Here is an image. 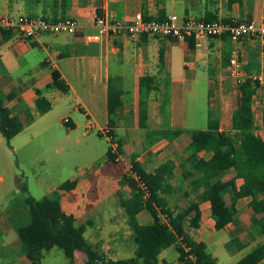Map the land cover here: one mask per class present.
Here are the masks:
<instances>
[{
  "label": "crops",
  "instance_id": "0c3cea01",
  "mask_svg": "<svg viewBox=\"0 0 264 264\" xmlns=\"http://www.w3.org/2000/svg\"><path fill=\"white\" fill-rule=\"evenodd\" d=\"M98 11L110 20L125 23L132 22L138 13L145 18L177 15L181 20L236 18L260 22L264 15V0H0V18L26 15L51 20L74 18L79 21V31L73 35H43L28 40L13 32L10 39H5L0 33V97L12 114L21 120L27 119V111L35 116L34 121L10 141V147L21 154V178L26 181L29 193L32 194V182L25 175L27 170L33 172L36 191L43 193L38 200L49 214L58 219L59 226L73 224L78 227L86 224L85 234L89 239L85 237L108 258L129 259L135 256L136 246L132 245L130 252H126L127 248L122 247L126 239L122 237V228L117 225L119 221L115 220L119 214L127 225L126 234L132 241V230L119 196V193L126 198L131 196L129 185L133 177L128 163L135 160L147 172L153 173L163 163L172 161L173 176L169 180L172 193L166 195L169 206L178 212L193 202H199L203 188L197 192L192 190L185 175L192 164L178 159V154L181 155L183 148L190 144L189 132L207 130L209 119L218 121L220 132L236 133L232 128L233 115L239 104V84L249 77L247 70L252 73L250 78L258 84L252 101L254 129L251 132L264 140V79L260 82L254 80L261 72L260 44L245 39L237 45L242 67L239 82V78L232 75V44L227 37L209 39L201 46L193 41V48L190 47L192 39L151 36H143L139 40L115 38L87 43L85 35L97 32L94 20ZM251 54H255L256 59ZM53 71L59 72L61 80L68 85V93L49 88ZM199 74L207 75L206 105L197 102L189 108L186 90L197 85ZM145 76H152L161 83L162 91L151 94L147 127H140L139 81ZM111 80L123 90V105L117 110L116 124L112 129L114 142L107 135L111 130L107 110ZM165 84L169 101L166 110H163ZM234 87L238 89L237 93ZM39 95L52 104L50 111L42 115L37 108ZM234 99L237 100L235 104ZM191 112L195 115L193 122H204L207 126L189 128ZM66 118L69 119V126L64 123ZM94 129L98 130L99 137V134L106 137L110 146L114 145L116 149V141H121L122 153L115 162L106 159V151L98 158L92 156L90 143L86 140L91 138ZM173 130H182L183 133L175 138L164 135ZM76 131H80V136H74ZM185 137L187 144L183 146ZM3 141L6 142L1 134L0 142ZM81 148L89 156V162L85 168L77 169L73 176H69L67 181H75L76 185L69 190L63 189L66 180L59 182L56 178L68 168L66 158L71 155L82 158L84 152H81ZM52 153H65V157L56 158L52 172L44 174L49 168L45 158ZM103 155L105 161L97 164ZM199 157L210 159L212 153L201 152ZM24 159L32 164L25 166ZM21 178H17L18 185ZM3 180L4 177L0 176V181ZM242 184L243 180L238 179L237 186ZM21 192L19 189L16 194L20 195ZM4 195L9 196L6 191ZM25 198L21 208H16V204H0V264H31V260L21 252L18 237V229L30 221ZM185 200L190 203L183 207L181 203ZM225 200L228 205L232 203L228 194ZM251 201V196L237 199V214L222 230L215 229L210 202L200 201L199 227L192 228L186 221L187 237L204 243L216 264L220 263L218 245L212 236L217 231L228 232L230 240L223 245L229 253L245 251V256L248 255L264 245V233L251 222L254 214ZM25 211L29 220L23 224ZM193 216L194 213H191L189 218ZM137 218L140 224L153 221L146 210L139 213ZM247 235L248 240H245ZM109 236L114 242L113 255L109 252L111 246L106 244ZM233 239H237L236 249L232 247ZM210 247H213V252L209 250ZM86 260L83 252H75L74 264H83ZM158 264H181L177 247L162 250ZM258 264H264V260Z\"/></svg>",
  "mask_w": 264,
  "mask_h": 264
},
{
  "label": "trees",
  "instance_id": "16d2710c",
  "mask_svg": "<svg viewBox=\"0 0 264 264\" xmlns=\"http://www.w3.org/2000/svg\"><path fill=\"white\" fill-rule=\"evenodd\" d=\"M234 0H230L232 2ZM98 15H102L98 11ZM158 19L163 20V17ZM211 21L212 19H205ZM0 33L5 39L12 37V31L0 27ZM190 47L193 48L194 40ZM229 51V50H228ZM163 51L160 58L162 63ZM229 61V60H228ZM249 77L239 84V104L233 115L232 128L235 134L220 132L218 121L209 119L207 130L189 132L190 144L185 148L189 152L187 161L191 167L186 169V179L191 183L192 190L197 192L203 188L200 201H209L215 229L222 230L234 220L237 209V199L251 196L250 207L253 209L252 225L264 233V140L254 135L252 101L258 84ZM166 85V84H165ZM49 88L63 93L69 92L68 85L61 80L59 72L53 71L52 83ZM162 91V85L152 76L142 77L139 81V126L147 127L149 100L152 93ZM162 109L166 110L169 101L167 85L164 87ZM123 105V90L116 87L111 80L107 94L108 137L113 141L118 108ZM52 104L45 97L39 95L37 108L40 115L50 111ZM27 119L21 120L12 114L0 97V133L10 146V141L35 119L27 111ZM69 126L68 124H66ZM182 130L167 131L164 135L178 137ZM101 137L102 135L99 134ZM114 142V141H113ZM117 149L109 147L106 159L115 162L122 153L121 141L117 140ZM201 152L212 153L210 159L199 157ZM130 173H136L137 178L130 181L131 196L125 197L119 193L121 207L128 217V224L132 230V241L136 246L135 256L129 259L113 260L90 243L85 237L86 224L74 226L68 224L59 226L57 218L49 214L42 206V202L29 194L26 181L21 178L19 188L26 194L25 204L28 207L30 221L18 229V237L22 245V254L31 260V264H41L46 252L57 247L61 249L69 264H74L75 252H83L87 260L83 264H158L160 252L171 246H176L181 264H216L202 242L190 240L185 231V223L189 221L192 228H198L201 219L199 202H193L181 211L173 210L166 195L172 193L169 180L173 176L174 163L168 161L160 165L153 173L147 172L143 166L131 161ZM243 184L237 186V180ZM76 185L75 181H66L62 187L69 190ZM230 195L232 203L228 205L226 195ZM148 211L153 221L150 224H140L138 214ZM194 213L192 218L190 214ZM258 215H262L258 217ZM231 242L237 243V239ZM189 249V250H187ZM264 260V245L255 248L242 258L237 264H258Z\"/></svg>",
  "mask_w": 264,
  "mask_h": 264
},
{
  "label": "built area",
  "instance_id": "2783aa9c",
  "mask_svg": "<svg viewBox=\"0 0 264 264\" xmlns=\"http://www.w3.org/2000/svg\"><path fill=\"white\" fill-rule=\"evenodd\" d=\"M79 26V21L74 18L51 20L45 17L26 15H7L0 18L1 28L10 30L17 36L28 40H34L43 35H73L79 31ZM94 26L97 28V32L87 34L84 37L87 43L115 38L139 40L143 36H151L178 40L193 39L197 45L201 46L209 39L227 37L232 44L230 59L232 75L238 77L239 82L242 67L238 59L237 45L245 39L258 41L260 44L261 72L254 80L260 82L264 79V15L262 21L256 22L236 18L211 21L197 18L181 20L177 15H169L160 20L151 17L145 18L141 13H138L130 23L110 20L106 15H97ZM64 123L68 124L69 119H64ZM112 149L116 151V146L113 145ZM129 169H132L131 162ZM131 176L137 178L136 173L132 172Z\"/></svg>",
  "mask_w": 264,
  "mask_h": 264
},
{
  "label": "rangeland",
  "instance_id": "374dc122",
  "mask_svg": "<svg viewBox=\"0 0 264 264\" xmlns=\"http://www.w3.org/2000/svg\"><path fill=\"white\" fill-rule=\"evenodd\" d=\"M255 54L254 55L251 54V55L253 56V58L256 59ZM199 76H200V80L198 81L197 85L192 88L188 87L186 90V100H187V104L189 108H191L193 104L196 105L197 102L202 106L206 105L208 91H207V84L205 83L206 81L205 78L207 77V75L199 74ZM233 89L235 90V93H237L238 89L235 87ZM234 98H237V97H234ZM234 100H235L234 101V104H235L237 100L236 99ZM194 117H195L194 113L191 112L189 114V123H188L189 128H204L207 126L206 124H203L204 122H198V123H196L195 121L193 122ZM98 133H99L98 130L94 129L91 134L92 135L91 138H88L86 140V142L90 143L92 156L97 157V158L99 157V154H101L103 151L107 152L110 146V143L108 142L107 138L99 137ZM74 136L76 137L80 136V131L74 132ZM0 137H1V134H0ZM186 140H187V137H185L184 141H182L183 146L187 144ZM81 152H84V154H82V158H80V155L78 156L75 155V158H73V155L66 158L65 161L68 163V168L66 167L64 173L61 176L59 175L56 178V181H59V182H61V180L67 181L69 180L68 178H70L69 176H73L77 169L79 170V169L86 167V164H88L89 162V156L85 154L84 149H82ZM188 155H189V152H187L184 147L181 152V155L178 154V159H180L181 161L184 159L187 160ZM64 157H65V153H61L60 155L52 153L48 155L47 158L45 159L47 163L49 164V168L48 170L44 171V174H48L50 171L52 172V168L54 166L56 158L62 159ZM104 161H105V157L103 155V157L97 161V164H102ZM23 164L25 166H28L32 164V162L27 159H24ZM20 166H21V154L16 153L6 142L4 141L0 142V176L4 177V180L0 181V204H2L3 206L8 205V204H12V205L16 204V208H21L22 200H23V197L25 198V194L24 192H21L20 195L16 194V191L20 189L17 183V180H18L17 178H21ZM25 175L27 176L28 180L30 178L32 182V194L33 195L30 193L29 194L35 197L36 199H41L43 196V193L36 191V187L34 185L33 172L27 170ZM4 191H6V193L9 196L5 197ZM188 203L190 202L189 201L187 202V200H185L181 203V206L184 207V205H187ZM179 208L182 209V207H179ZM22 216H23L22 220H24L23 224H25L29 220L28 212L25 211ZM115 220L119 221L117 225L118 227L122 228L121 230L122 237L126 239L125 243L122 242V247L127 248L126 252H130L129 249L131 248L132 245L135 247V244L134 243L132 244L131 238H129V236L126 234L127 230H125V228L127 225L124 223V220L120 217L119 214L117 215ZM85 235L89 239L88 235L87 234ZM212 240L215 241V243L218 245L217 254L219 257V261H220L219 264H236L239 260H241L245 256V253H244L245 251L235 252L234 254H231L224 247L223 243L228 242L230 240L229 234L225 230L215 232L212 236ZM245 240H248V235H247V238H245ZM113 243L114 242L109 236V239L106 244L111 246L109 252L112 255L114 254ZM232 247L236 249L237 246L235 243H233ZM209 250L213 252L214 249L213 247H210ZM41 264H69V261L66 258L64 252L61 249L55 247L51 249L49 252L45 253V256L42 259Z\"/></svg>",
  "mask_w": 264,
  "mask_h": 264
}]
</instances>
